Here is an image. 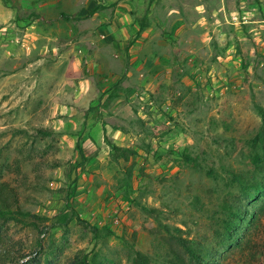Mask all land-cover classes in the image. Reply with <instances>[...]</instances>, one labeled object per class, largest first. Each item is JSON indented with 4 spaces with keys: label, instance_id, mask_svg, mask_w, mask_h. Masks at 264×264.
I'll list each match as a JSON object with an SVG mask.
<instances>
[{
    "label": "rangeland",
    "instance_id": "rangeland-1",
    "mask_svg": "<svg viewBox=\"0 0 264 264\" xmlns=\"http://www.w3.org/2000/svg\"><path fill=\"white\" fill-rule=\"evenodd\" d=\"M50 1L0 0V183L28 213L0 219V264H132L126 243L166 264L159 223L203 245L201 264H264V164L251 162L264 135V0H172L157 52L103 67L86 57L103 44L93 28L79 29L69 0ZM109 142L135 154L115 158ZM233 172L261 186L243 193Z\"/></svg>",
    "mask_w": 264,
    "mask_h": 264
},
{
    "label": "crops",
    "instance_id": "crops-1",
    "mask_svg": "<svg viewBox=\"0 0 264 264\" xmlns=\"http://www.w3.org/2000/svg\"><path fill=\"white\" fill-rule=\"evenodd\" d=\"M81 1H84L82 5L79 3ZM155 1L158 4L155 5ZM53 2L54 0L50 1L51 4ZM95 4L101 7L87 20L82 18L77 22L81 30L93 28L89 32H93L92 34L103 43L99 46L101 48L99 51L86 47L87 60L91 56L96 57L97 65L103 67L105 64L102 63L107 61L105 59H121L122 55L126 56V50L133 53L137 48H141L140 51L149 58L151 49L157 52L156 50L164 45L166 34L162 29L170 23L171 15L175 10L172 0H69L74 16H85ZM142 18L144 26L140 30ZM180 19L181 17L179 21ZM137 32H139L138 35ZM90 33L88 36L92 38ZM151 43H154L153 47ZM157 62L160 63L156 60L155 63Z\"/></svg>",
    "mask_w": 264,
    "mask_h": 264
},
{
    "label": "trees",
    "instance_id": "trees-1",
    "mask_svg": "<svg viewBox=\"0 0 264 264\" xmlns=\"http://www.w3.org/2000/svg\"><path fill=\"white\" fill-rule=\"evenodd\" d=\"M101 5L95 4L85 16H74V19H82L87 16H91L98 8H100ZM62 15L65 18L70 17V15H67L65 13H62ZM144 26V19H141L140 22V30ZM139 32H137V35ZM260 112L262 114L263 120H264V111L260 108ZM112 149L113 156L115 158H121L125 162L130 160L131 155L135 154V151L133 149L116 145L113 142L108 143ZM78 153L80 155L81 160H86L85 153L83 151V148L80 146L78 142L75 144ZM251 146L253 148L254 153L252 152L251 156V162L253 166L257 170H262L263 167H260L261 164H264V135L263 132L260 131L258 134L254 136V138L251 141ZM181 156L183 158V161L187 164H190L192 166H198L199 163L196 160L195 157H192L191 155L181 152ZM133 167L134 163H130L129 166L126 167L125 170V185L128 188H131L130 179L133 175ZM208 174L214 175V171L212 169L208 170ZM231 183L237 182L239 184L240 190L243 193H248L250 189L258 188L260 187V183L254 181V176L248 177L246 175H243L242 173H235L233 172L231 174ZM252 178V179H251ZM125 199H128V196L125 195ZM228 205V204H227ZM225 204L224 208L228 210L227 220H225V224L223 226L225 233L227 232V239L231 238V234L229 231L232 228H235L236 225H231L229 222L232 221V219L240 218V215L237 212V209H239L238 203L235 201L233 204L227 206ZM227 206V207H226ZM148 210H155V209H148ZM27 212L23 211L19 207V201L16 194V191L9 187V184L2 182L0 183V219H2L4 222L8 220H16L18 219L17 215H26ZM106 233L105 234H113L114 232L108 228L104 227ZM92 230L94 232V237H98L97 228L92 225ZM151 232L154 234L160 235V239L165 244V247L167 248L169 258L167 259L166 264H201L203 262V249L204 246L200 245L195 239L189 238L187 236L182 235L181 229L176 226H170L165 223H159L157 227L154 229H151ZM126 245L130 248V250L134 253V258L132 259V264H151V260L144 252L139 250L133 243ZM76 264H89L87 261V257L83 256L79 259H77Z\"/></svg>",
    "mask_w": 264,
    "mask_h": 264
},
{
    "label": "built area",
    "instance_id": "built-area-1",
    "mask_svg": "<svg viewBox=\"0 0 264 264\" xmlns=\"http://www.w3.org/2000/svg\"><path fill=\"white\" fill-rule=\"evenodd\" d=\"M237 18V17H236Z\"/></svg>",
    "mask_w": 264,
    "mask_h": 264
}]
</instances>
